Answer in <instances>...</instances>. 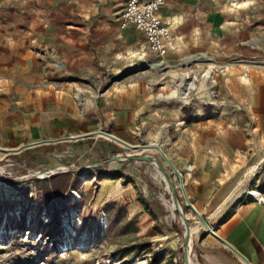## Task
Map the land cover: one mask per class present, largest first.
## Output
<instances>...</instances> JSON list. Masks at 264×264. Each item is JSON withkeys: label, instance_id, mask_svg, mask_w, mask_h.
<instances>
[{"label": "rangeland", "instance_id": "1", "mask_svg": "<svg viewBox=\"0 0 264 264\" xmlns=\"http://www.w3.org/2000/svg\"><path fill=\"white\" fill-rule=\"evenodd\" d=\"M125 1L0 0V83L11 98L66 95L80 123L94 113L88 132L159 146L212 227L207 216L241 181L228 201L264 187V0H172L166 21L182 45L166 58L119 37ZM85 141L0 156V264H185L187 252L196 264L205 228L189 249L166 185L138 159H158L191 232L199 221L158 152ZM188 177L210 193L200 185L190 198Z\"/></svg>", "mask_w": 264, "mask_h": 264}, {"label": "crops", "instance_id": "2", "mask_svg": "<svg viewBox=\"0 0 264 264\" xmlns=\"http://www.w3.org/2000/svg\"><path fill=\"white\" fill-rule=\"evenodd\" d=\"M171 3L172 0H169L168 4L160 11L161 17L168 25L166 18ZM169 27L176 39L177 47L182 45V37H179L171 26ZM127 35H131L128 41H134V37L139 36L145 44L143 35L132 28L119 29V37L123 38ZM7 92H9L7 87L0 83V146L5 147H0L1 149L13 150L43 141L53 142L31 146L21 152L64 143H75L80 147V145L87 142L86 139L70 140L67 138H76L87 133H94V131L88 132V129L98 127L94 113L85 118L84 123H80L83 117H79V114L75 112L79 108L66 95H53L49 91L18 92L15 90L11 98L7 95ZM83 109L94 108L88 105ZM79 124H85L84 130L78 131L80 129L78 128ZM101 124L102 122L99 119V125ZM187 180L190 187V198H194L199 194L200 185L207 193L206 195L210 193V182H203L199 185L198 182L189 177ZM242 183L243 181L235 189L230 190L216 210L206 219H213L211 228L215 234L239 252L248 264H264V202L257 203L245 200L237 203L238 199L228 201L232 199L235 191L241 187ZM260 193L264 198V187L260 189ZM199 207L201 208V206ZM197 232L199 230L194 234ZM193 257L196 264H245L235 253L207 233L201 234L197 239Z\"/></svg>", "mask_w": 264, "mask_h": 264}, {"label": "built area", "instance_id": "3", "mask_svg": "<svg viewBox=\"0 0 264 264\" xmlns=\"http://www.w3.org/2000/svg\"><path fill=\"white\" fill-rule=\"evenodd\" d=\"M168 2L169 0H127L118 16L119 29L132 28L143 35L148 52L159 57L165 56L177 47L169 25L160 15L161 9ZM247 194L241 202H264L260 191H249Z\"/></svg>", "mask_w": 264, "mask_h": 264}, {"label": "water", "instance_id": "4", "mask_svg": "<svg viewBox=\"0 0 264 264\" xmlns=\"http://www.w3.org/2000/svg\"><path fill=\"white\" fill-rule=\"evenodd\" d=\"M103 135H105L107 138H110L112 140H115V141H118L120 142L122 145H125L127 146L128 144L126 142H124L123 140L111 135L110 133L108 132H104L103 131ZM94 135L93 134H85V135H82V136H79V137H76V138H67V139H70V140H80V139H87V138H94L93 137ZM61 140H66V139H61ZM50 143V142H53V141H43V142H38V143H34V144H31V145H26V146H23V147H20V148H17V149H13V150H10L8 151L10 154H14V153H19L21 152L23 149L25 148H29L31 146H36V145H39L41 143ZM140 149H151V150H155L158 152V154L164 159V161L167 163V165L170 167V169L172 170V172L177 176L178 178V183H179V191L182 192V196H183V199H184V202L186 204V206H189L192 211L194 212L195 214V217L198 219V221L201 223V225L205 228V231L211 235L212 237H214L215 239H217L219 242H221L226 248H228L229 250H231L233 253H235L240 259H242L244 261L245 264H248L246 259L239 253L237 252L233 247H231L227 242H225L224 240H222L219 236H217L215 234V232L212 230V228L207 224L206 220L203 218L202 215H200V213L195 209V207L191 204V202L189 201V198L185 192V189H184V186H183V179H182V175L179 173V171L177 170V168L172 164V162L168 159V157L165 155V153L162 151V149L157 146V145H141V147H138ZM9 155V154H8ZM126 155L125 154H120V157H125ZM139 160L141 161H144V162H152L156 165L159 173L161 174V176L163 177V179L165 181H167L168 183L170 182V177L168 175V173L165 171V169L162 167V165L159 163L158 159L155 158V157H151V156H143V157H140L138 158ZM171 190H172V200L174 202V204L177 206V214H178V217H179V221L182 223V225H184V227L186 228V221H185V218H184V213H183V209L180 205V201H179V198H178V194H177V190L176 188L172 187L171 186ZM185 235V234H184ZM185 251L186 249L184 250L183 254H182V258H184V255H185Z\"/></svg>", "mask_w": 264, "mask_h": 264}, {"label": "bare ground", "instance_id": "5", "mask_svg": "<svg viewBox=\"0 0 264 264\" xmlns=\"http://www.w3.org/2000/svg\"><path fill=\"white\" fill-rule=\"evenodd\" d=\"M133 54V53H132ZM170 54H173L172 52H170V53H168V54H166L165 55V57L164 58H166V57H168ZM134 56V55H133ZM203 56H199L198 58H195L194 60L192 59H190V58H188L187 59V62H186V64H188V63H190V62H193V61H199V59L200 58H202ZM148 68H150V69H157V68H159L160 66H161V64H158V63H156V62H153V63H149L148 65ZM205 71V70H204ZM212 74V68H209L208 70H206L205 72H204V74H203V77H209L210 75ZM196 77V76H195ZM194 77V78H195ZM104 132H106V131H104ZM88 134H93L94 136L93 137H96V136H102V137H104V138H107L105 135H103V130H99L97 133L96 132H94V133H88ZM112 135V134H111ZM114 136V135H113ZM116 137V136H115ZM74 138V137H73ZM108 140H111V141H114L115 143H117V144H119L120 146H122V147H124L126 150H127V152L128 153H130V154H140V153H142L143 151H151V149H140V148H138V147H141V145H136V146H133V145H131V144H129V143H127L128 145L127 146H125V145H122L120 142H118V141H115V140H112V139H110V138H107ZM8 151H10V150H8V149H1L0 148V156L1 157H3V156H5L6 154H10ZM148 163H151L150 165H152V167L156 170V171H158V169H157V167H156V165L154 164V163H152V162H148ZM1 168V167H0ZM58 169V168H57ZM158 173H159V171H158ZM159 175H160V178H161V180H162V182L166 185V190H167V192L171 195V196H173V194H172V190H171V186L173 187V185H172V183L171 182H167V181H165L164 179H163V177L161 176V174L159 173ZM0 176H1V174H0ZM178 186H179V183H178ZM183 186H184V180H183ZM184 189H185V187H184ZM186 192V191H185ZM254 195H257L256 194V192H254L253 193ZM181 203V202H180ZM175 205V204H174ZM176 206V205H175ZM194 206V205H193ZM189 207V206H188ZM195 207V206H194ZM190 208V207H189ZM176 209H177V206H176ZM191 209V208H190ZM192 210V209H191ZM194 213V212H193ZM188 215V214H187ZM187 215L184 213V218H185V221H186V228H185V232H184V237H185V240H186V244H187V246H188V240L190 239V235H192V234H194V232H196L197 230H199L201 227H202V225H201V223L199 222L198 224H196L195 225V227H193V230L190 232V228L191 227H189L188 226V224H187ZM195 215V214H194ZM184 226V225H183ZM188 248L190 249V247L188 246ZM185 254H186V251H185ZM191 258V256H190V253L188 254V252H187V255L185 256V259H184V262H185V264H189V260L188 259H190ZM190 264H192V260L190 261Z\"/></svg>", "mask_w": 264, "mask_h": 264}]
</instances>
